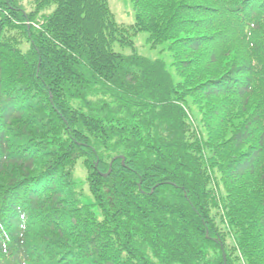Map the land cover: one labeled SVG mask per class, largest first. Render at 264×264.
Returning a JSON list of instances; mask_svg holds the SVG:
<instances>
[{
    "label": "trees",
    "instance_id": "1",
    "mask_svg": "<svg viewBox=\"0 0 264 264\" xmlns=\"http://www.w3.org/2000/svg\"><path fill=\"white\" fill-rule=\"evenodd\" d=\"M132 2L0 0V264H264V0Z\"/></svg>",
    "mask_w": 264,
    "mask_h": 264
},
{
    "label": "rangeland",
    "instance_id": "2",
    "mask_svg": "<svg viewBox=\"0 0 264 264\" xmlns=\"http://www.w3.org/2000/svg\"><path fill=\"white\" fill-rule=\"evenodd\" d=\"M110 8L112 12H114L115 19L118 23H123L125 25L131 24L135 20V10L132 0H108ZM149 33L147 32H140L135 41L137 47H139V50L141 53L150 56L152 58L165 56L168 60H171L170 53L168 51L161 52V46L157 48H151L147 42L146 38ZM28 44L24 43V48L26 49ZM75 177L78 181H84L86 180V177L88 176L87 173L88 168L85 166L83 160L81 159L78 164L75 167ZM86 188V185L83 186Z\"/></svg>",
    "mask_w": 264,
    "mask_h": 264
}]
</instances>
